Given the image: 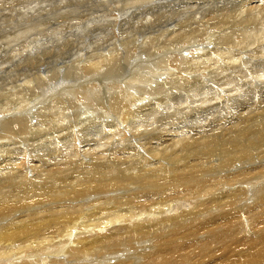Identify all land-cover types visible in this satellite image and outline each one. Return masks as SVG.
Listing matches in <instances>:
<instances>
[{"label":"bare ground","instance_id":"6f19581e","mask_svg":"<svg viewBox=\"0 0 264 264\" xmlns=\"http://www.w3.org/2000/svg\"><path fill=\"white\" fill-rule=\"evenodd\" d=\"M57 1L0 84V264H264V0Z\"/></svg>","mask_w":264,"mask_h":264},{"label":"rangeland","instance_id":"374dc122","mask_svg":"<svg viewBox=\"0 0 264 264\" xmlns=\"http://www.w3.org/2000/svg\"><path fill=\"white\" fill-rule=\"evenodd\" d=\"M52 1H54V3L56 4L58 1L57 0H49V2L48 1H46V2H44V1H39V2H42L41 3V5L39 4V5H37V4H31V3H29V2H31L30 0H28V3H27V0L25 1H23V0H0V4H1V8H0V71L1 70H3L5 67V73L7 74V79H5V80H8V81H3V79H2V77L0 78V84H1V87H3V91L4 92H8V91H12L13 90V88H15L16 89V87L17 86H19V82L20 83H23V80L24 79H22L24 76L25 77H31V76H33V73H34V71H30L29 70V68H25V66L24 65H19V63L20 62H22V59L24 58H21L22 57V55L21 56H18V58H15L14 56H15V54H13V50L14 49H20L21 48V50L23 49V48H25V47H27V46H29V45H31V44H33V43H36V41H46V42H50V40H53L54 38H56V36H54L53 35V28L50 30H47L48 29V26L47 25H43L44 26V28H46V29H44L43 28V26L41 27H38V23H37V20H38V17H40V15H41V13H42V11H41V9H38V8H42L41 6H47L48 4L49 5H51V2ZM169 1H171V0H169ZM173 2H174V4H177L176 6H178L180 9V11L181 12H183V11H186V10H189L190 9V7L191 6H193V5H188L189 3H194L195 4V6H196V4H199V5H201L202 4V0L200 1V0H195V2L193 1L192 2V0H187V1H189V3H186L187 1L186 0H172ZM198 1V2H197ZM200 1V2H199ZM156 3H158L157 1H155ZM179 2V3H178ZM183 2V3H182ZM21 3V4H20ZM27 3V4H26ZM47 3V4H46ZM181 3V4H180ZM201 3V4H200ZM30 4V5H29ZM143 4H145V5H147V4H150V2L149 3H143ZM142 4V5H143ZM3 5H4V8H6V9H2L3 8ZM29 5V6H28ZM32 5V6H31ZM35 5H37L36 7H35ZM48 5V6H49ZM140 5V4H139ZM144 5V6H145ZM175 6V7H176ZM35 7V8H34ZM182 7V8H181ZM33 10V11H32ZM53 13H52V15H54V13H56L57 11H52ZM29 15H28V14ZM30 13H33V15L32 14H30ZM38 14V15H37ZM51 14V13H50ZM27 15V16H26ZM24 16V17H23ZM30 18H29V17ZM28 19H27V18ZM25 20H24V19ZM35 18H36V20H35ZM26 19H27V21H26ZM32 19V20H31ZM69 20H70V18H68ZM68 19H65L64 20V22L62 23V28L64 27L65 28V30H66V32L68 33V32H70V30H71V33L70 34H72L74 31H76V30H78V27H79V25H80V27H82V25H84L83 27H85L86 25H88V23H87V20H88V18L85 20V18L84 19H72V20H75V21H73V23L74 22H77V23H74V24H76V25H74L72 22H70L69 23V20ZM91 19V18H90ZM89 19V20H90ZM77 20V21H76ZM24 21V22H23ZM26 21V22H25ZM34 21V22H33ZM84 21V22H83ZM28 22V23H27ZM33 23H35V24H33ZM30 24V25H29ZM36 25V26H35ZM7 26V27H6ZM22 26V27H21ZM47 26V27H46ZM71 26H73V28L71 27ZM78 26V27H77ZM24 27V28H23ZM34 27V29L32 30V28ZM36 27H37V29H36ZM76 27V28H75ZM23 30V32L21 31V29ZM31 28V29H30ZM42 28L44 29V30H42ZM11 29V30H10ZM39 29V30H38ZM20 30V31H19ZM48 32H47V31ZM26 31V32H25ZM36 33H35V32ZM45 31V32H44ZM8 32V33H7ZM22 32V33H21ZM30 32V33H29ZM37 32H39V33H37ZM25 33H26V36H25ZM44 33V34H43ZM24 34V35H23ZM42 36H41V35ZM22 35V36H21ZM28 35V36H27ZM45 37H44V36ZM46 35L48 36V37H46ZM49 36H51L50 37V39H49ZM24 39H23V38ZM40 37V38H39ZM54 37V38H53ZM53 38V39H52ZM92 38H94V37H92ZM38 39V40H37ZM41 39V40H40ZM36 40V41H35ZM115 41V40H114ZM30 42V43H29ZM33 42V43H32ZM111 42L112 41H107V42H105V45H104V43H103V45L104 46H108V44H111ZM188 44H186V46H187ZM9 46V47H8ZM19 46V47H18ZM11 47V48H10ZM12 47H13V49H12ZM79 47L80 48H82V45H79L78 47H77V50L76 49H74L73 51H68V55H67V53H65L64 55L67 57H65L64 55H62L61 57H59V60H60V62H64V63H66V61L68 62H70V61H73V60H76V58H79L78 56V52H79ZM84 48H86L87 47V45H84L83 46ZM18 49V50H19ZM20 50V51H21ZM77 52V53H76ZM4 55H3V54ZM10 53H12V55H13V57H12V55L10 54ZM7 54H10V55H7ZM71 54V55H70ZM24 56H25V54H23ZM75 55V56H74ZM159 55V54H158ZM158 55L157 56H155V57H158ZM6 56V57H5ZM8 56V57H7ZM10 56V57H9ZM74 56V57H73ZM143 57V59H148V57L149 56H147V55H142ZM146 56V57H145ZM12 57V58H11ZM64 57V58H63ZM3 59V60H2ZM14 59H16V60H14ZM17 59H19V62H17L18 60ZM63 59V60H62ZM67 59H70V60H67ZM135 59L136 58H132L131 59V62H130V64H128V63H126L125 65H128V67L130 68H132L133 69V65H132V63L135 61ZM2 60V61H1ZM14 60V61H13ZM65 60V61H64ZM16 61V62H15ZM2 62V63H1ZM5 62V63H4ZM8 62H10L9 63V66H10V64H12L10 67L8 66V69L10 70L9 72H6V71H8V69H7V65L8 64H6V63H8ZM13 62H15L14 64H13ZM55 63V59H49V60H47L46 62H45V65L47 66V70L48 69H50V70H52V69H55L53 66L54 65H56V63ZM2 64H4V66H2ZM6 64V65H5ZM14 65V66H13ZM18 65V66H17ZM127 66H126V70L127 69H129ZM15 68H18V70L16 69L15 70ZM24 70H23V69ZM14 69V70H13ZM13 70V71H12ZM12 71V72H11ZM25 71V72H24ZM153 73V71L150 69L149 70V75H153L151 72ZM17 73L16 75H15V73ZM27 72V73H26ZM29 72V73H28ZM12 73V74H11ZM31 73V74H30ZM9 74H10V76L12 75V76H14L15 77V79H14V77H12L11 76V79L8 77L9 76ZM27 75V76H26ZM29 75V76H28ZM17 77H18V79H17ZM24 77V78H25ZM31 78H33V77H31ZM105 78V79H104ZM107 78L106 77H103V80H105V81H102V83H107V81H109V78L106 80ZM11 81V82H10ZM3 82V83H2ZM11 83H13L12 85H13V87H10L11 85ZM8 84V85H7ZM17 84V85H16ZM8 86V87H7ZM137 86V87H136ZM135 87H136V89L137 88H143L142 86H140V85H138V84H136V82L134 83V84H132L131 86H130V88L129 89H132V90H130V91H128V92H133V91H135L136 89H135ZM11 88V89H10ZM2 89V88H1ZM182 94L183 92H181V90H178L177 92H176V94ZM190 94V93H189ZM181 96V95H180ZM178 99V101H179V99L180 98H177ZM173 131H175L176 132V130H174L173 129ZM139 246H142V245H139ZM151 251V250H150ZM150 251L148 252V253H150Z\"/></svg>","mask_w":264,"mask_h":264}]
</instances>
